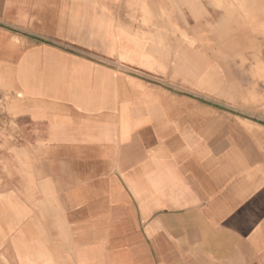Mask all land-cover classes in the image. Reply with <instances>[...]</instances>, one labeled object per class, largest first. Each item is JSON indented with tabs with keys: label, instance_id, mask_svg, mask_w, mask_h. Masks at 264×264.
Segmentation results:
<instances>
[{
	"label": "crops",
	"instance_id": "obj_1",
	"mask_svg": "<svg viewBox=\"0 0 264 264\" xmlns=\"http://www.w3.org/2000/svg\"><path fill=\"white\" fill-rule=\"evenodd\" d=\"M213 2L0 0V264H264V106L172 59Z\"/></svg>",
	"mask_w": 264,
	"mask_h": 264
},
{
	"label": "rangeland",
	"instance_id": "obj_2",
	"mask_svg": "<svg viewBox=\"0 0 264 264\" xmlns=\"http://www.w3.org/2000/svg\"><path fill=\"white\" fill-rule=\"evenodd\" d=\"M210 7L216 12L211 13L209 20L195 22L198 28L193 34L179 29L183 34L171 36L172 59L177 63L175 74L192 77L199 89L219 92L207 99L211 106H264V95H234L264 92V0H216ZM160 44L167 46L165 36ZM172 89L188 90L180 80ZM8 101L0 102L1 110H6ZM3 262L7 264L4 259Z\"/></svg>",
	"mask_w": 264,
	"mask_h": 264
},
{
	"label": "bare ground",
	"instance_id": "obj_3",
	"mask_svg": "<svg viewBox=\"0 0 264 264\" xmlns=\"http://www.w3.org/2000/svg\"><path fill=\"white\" fill-rule=\"evenodd\" d=\"M250 8V7H249ZM243 21V20H242ZM257 21V20H256ZM259 21V20H258ZM261 24H262V21L260 22ZM231 24V23H230ZM253 24V23H252ZM239 25V24H238ZM251 26V25H250ZM260 26V25H259ZM256 27V26H255ZM258 27V26H257ZM261 27V26H260ZM263 27V26H262ZM245 29V28H244ZM246 29H247V27H246ZM255 30V29H254ZM256 31V30H255ZM258 31V30H257ZM256 33V32H255ZM242 35V34H241ZM241 35H240V37H241ZM248 35V34H247ZM239 37V36H238ZM247 37V36H246ZM251 37H253V36H251ZM249 38H250V36H249ZM240 39V38H239ZM245 39V38H244ZM243 40V39H242ZM247 41V40H246ZM245 41V42H246ZM259 42V41H258ZM256 43V42H255ZM241 44H242V42H241ZM247 45V44H246ZM258 45V44H257ZM254 47V46H253ZM251 48V47H250ZM248 49V48H247ZM252 103V102H251Z\"/></svg>",
	"mask_w": 264,
	"mask_h": 264
}]
</instances>
